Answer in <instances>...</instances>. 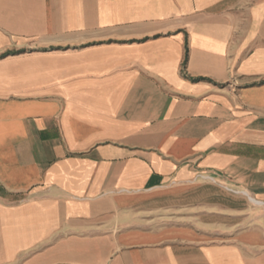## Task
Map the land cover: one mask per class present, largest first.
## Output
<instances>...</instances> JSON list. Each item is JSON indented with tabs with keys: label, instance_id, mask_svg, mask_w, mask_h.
<instances>
[{
	"label": "crops",
	"instance_id": "obj_1",
	"mask_svg": "<svg viewBox=\"0 0 264 264\" xmlns=\"http://www.w3.org/2000/svg\"><path fill=\"white\" fill-rule=\"evenodd\" d=\"M188 189L175 217L192 221L154 220ZM250 202L264 207V0H0V264H200L201 215ZM263 233L240 230L241 247Z\"/></svg>",
	"mask_w": 264,
	"mask_h": 264
},
{
	"label": "rangeland",
	"instance_id": "obj_2",
	"mask_svg": "<svg viewBox=\"0 0 264 264\" xmlns=\"http://www.w3.org/2000/svg\"><path fill=\"white\" fill-rule=\"evenodd\" d=\"M202 194H207L208 191L202 189ZM198 193V190L196 189H188L185 191H173L172 195L170 197H164L163 201H154V206H162L157 210H163V217H158L154 220L163 221L164 223L169 221H179L182 223L184 221L185 223L192 221L191 217H175L176 214H182L185 213L187 215V212L183 211H192L191 207H186L187 205H191V201L187 199H192V195ZM168 200V201H167ZM185 207H182V206ZM239 205V203H238ZM167 206L168 209H167ZM244 207V204H242ZM203 209V207H202ZM191 214V212H189ZM247 214V217H242L240 215ZM211 220V221H210ZM216 220V221H214ZM200 239H195V244L200 245L202 251L200 254L201 257V263L200 264H206L203 262V258L205 257L203 254V247H209V246H230L233 247L234 250H236L239 253H242L245 257L248 258H254L259 259L264 257V249L254 247L250 250L243 249L241 247V243L239 242V236H240V230L248 227V229H254L256 227H261V229L264 232V207L262 206H256L255 204L251 203L248 205V209H241L234 211L231 218L223 217L222 215H218L216 219H210L208 215L204 214L201 215L200 218ZM211 222V223H210ZM213 222V223H212ZM259 225V226H257ZM185 227V234H184V241L181 242L180 245H184V248L182 249L184 254L185 261L191 260L192 258H195L197 255L194 254L192 249H187L186 247L188 244H192L193 237L196 238L198 236L196 233L193 234L187 229H192L191 225H184ZM255 226V227H254ZM173 233H170V238H173L177 236L175 234V230L173 228H176L175 224H169L168 226ZM264 235V233H263ZM180 238V235H179ZM177 240H171L169 241L170 244L177 243ZM178 244V243H177Z\"/></svg>",
	"mask_w": 264,
	"mask_h": 264
},
{
	"label": "bare ground",
	"instance_id": "obj_3",
	"mask_svg": "<svg viewBox=\"0 0 264 264\" xmlns=\"http://www.w3.org/2000/svg\"><path fill=\"white\" fill-rule=\"evenodd\" d=\"M254 202V201H253Z\"/></svg>",
	"mask_w": 264,
	"mask_h": 264
}]
</instances>
